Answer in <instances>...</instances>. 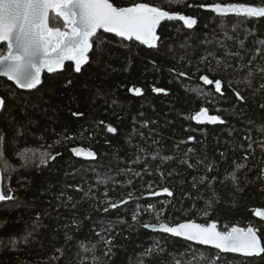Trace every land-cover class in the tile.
<instances>
[{
    "label": "trees",
    "instance_id": "16d2710c",
    "mask_svg": "<svg viewBox=\"0 0 264 264\" xmlns=\"http://www.w3.org/2000/svg\"><path fill=\"white\" fill-rule=\"evenodd\" d=\"M112 2L149 3L197 23L187 28L164 21L156 48L99 32L81 72L67 61L63 70L44 72L34 91L0 77V96L7 101L0 116L2 189L15 197L0 201V264H209L217 256L219 264H264V254H224L142 227L189 220L216 222L221 231L252 226L264 244V222L255 216L264 208V18L201 7L264 6V0ZM205 75L221 80V93L204 84ZM133 87L143 94L135 95ZM202 107L224 122L195 123L191 117ZM108 125L117 131L109 133ZM75 146L94 150L97 158H75ZM24 149L36 153L27 163L18 155ZM41 152L55 159L40 164ZM234 171L235 182L229 175ZM165 187L172 196L144 198ZM120 200L127 203L109 207ZM108 239L116 253L111 259L104 254ZM80 242L96 247L85 252ZM149 248L152 255L142 257Z\"/></svg>",
    "mask_w": 264,
    "mask_h": 264
},
{
    "label": "snow or ice",
    "instance_id": "6c2138e0",
    "mask_svg": "<svg viewBox=\"0 0 264 264\" xmlns=\"http://www.w3.org/2000/svg\"><path fill=\"white\" fill-rule=\"evenodd\" d=\"M201 7L211 8L220 15L235 14L246 18H264V6L213 3L201 5ZM163 21L182 22L187 28H192L197 23L194 17L173 13L161 6L144 2L132 3L129 6H117L112 0H0V43L6 45V49L0 51V75L14 82L19 89H36L42 84L41 76L44 71L56 73L63 70L65 61H72L74 72H81L82 66L89 62L88 53L94 46L93 38L96 37L98 30L115 33L127 40L135 39L149 48H156L161 40V36L157 34V28ZM260 72L264 74V68H261ZM180 75H184V73H180ZM252 77L253 72L249 71L246 77L249 85L252 82ZM200 79L206 85L214 84L216 93L222 92L221 80L213 81L207 75L201 76ZM68 83L70 84L71 81L69 80ZM130 91L137 96L143 94V89L139 87H133ZM152 91L163 93L165 89L153 87ZM235 95L239 100H245V97L239 92H235ZM6 107L5 97L0 96V109H6ZM260 107L264 109V104H261ZM72 115L82 116L83 113L74 112ZM191 118L201 123L205 121L224 122L218 115H209L208 109L204 107L200 108ZM107 131L115 133L117 129L108 125ZM4 139L3 136H0V157L4 155ZM191 139L193 137H189V140ZM249 147L251 148V144ZM261 148L264 149V143L261 144ZM72 151L77 156L92 158L96 155L95 152L83 148H73ZM18 155L27 163L36 153L31 149H24ZM48 159H55V157L48 152L40 153V164H47ZM164 159H170V157ZM4 167H8L6 161ZM235 167L241 169L244 164H236ZM229 175L233 182L237 180L235 171ZM204 179L202 177L201 182ZM212 179L215 180V177ZM160 192L166 193L168 196L173 195L167 187L162 188ZM160 192H150L149 195L158 196ZM129 198H131V193H129ZM14 199L13 195H6L0 189V201ZM125 203H127L126 200H120L118 203L110 202L109 207L117 208L120 204ZM154 208V205L148 206L149 210H154ZM104 210L108 211V208ZM156 216L159 219V213ZM255 216L264 218V210L256 209ZM132 219L137 220V215L134 214ZM142 227L158 229L197 244L210 245L220 252L239 253L247 257L264 254V244L257 234L259 229L252 226L247 228L232 227L229 230L221 231L216 222L199 224L189 220L174 225L167 222L144 223ZM96 235L99 236L100 233ZM71 239L70 236L66 237V240ZM9 243L15 247L17 242L13 239ZM104 243L107 248L104 254L111 259L116 255L113 252V241L108 239ZM80 247L88 252L94 251L96 245L88 249L83 242H80ZM154 250L146 249L141 256H151ZM97 259L99 258L93 256L94 261ZM204 259L206 257L201 254V260ZM141 264H143L142 260ZM175 264H180V261L177 260ZM209 264H219V256L210 260Z\"/></svg>",
    "mask_w": 264,
    "mask_h": 264
},
{
    "label": "water",
    "instance_id": "95a60500",
    "mask_svg": "<svg viewBox=\"0 0 264 264\" xmlns=\"http://www.w3.org/2000/svg\"><path fill=\"white\" fill-rule=\"evenodd\" d=\"M125 6H129V5H125ZM173 13H177V12H173ZM182 14H184V13H182ZM185 15V14H184ZM164 22V21H163ZM163 22H161V24L163 23ZM159 28V27H158ZM158 28H157V30H158ZM99 32H104V33H107V34H112V35H116L115 33H111V32H106V31H104V30H98V32H97V34L99 33ZM117 36V35H116ZM119 37V36H118ZM119 38H121V37H119ZM123 39V38H122ZM124 40H127V39H124ZM127 41H132V40H127ZM133 41H135V42H137V43H139V44H142V43H140L139 41H136L135 39H133ZM1 45H5V44H2V43H0V46ZM143 45H145V44H143ZM147 46V45H146ZM91 51V50H90ZM89 51V52H90ZM89 54V53H88ZM65 62H67V61H65ZM72 62V61H71ZM73 63V62H72ZM74 64V63H73ZM44 72H46V73H48L47 71H44ZM44 72L42 73V76H41V79L43 78V74H44ZM52 74V73H51ZM0 77H4V76H2V75H0ZM4 78H7V77H4ZM12 82V81H11ZM12 83H14V82H12ZM41 85H39L38 87H40ZM37 87V88H38ZM36 88V89H37ZM36 89H21V90H24V91H34V90H36ZM3 110L4 109H0V116H1V114H2V112H3ZM209 114V113H208ZM209 115H212V114H209ZM194 120V122L195 123H197V124H209V125H214V124H216V123H218V122H216V123H211V122H207V121H205V122H203V123H201V122H198V121H196L195 119H193ZM73 148H83V149H85V150H91V151H93V152H95L94 150H92V149H89V148H86V147H84V146H75V147H72L71 149H70V152L72 153V155L75 157V158H77V159H81V160H86V161H92V160H95L96 158H97V154L95 155V157H92V158H90V157H85V156H77L73 151H72V149ZM96 153V152H95ZM0 189H2V173H1V170H0ZM3 190V189H2ZM156 192H160V190H158V191H156ZM162 196H168L166 193H163V192H160V195H158V196H154V195H149V194H146L145 196H144V198H156V197H162ZM261 210H264V208H260ZM260 221H263L264 222V218H262V217H257ZM183 222H185V221H183ZM180 223H182V222H180ZM197 223V222H196ZM200 224V223H199ZM217 227H218V225H217ZM235 227H239V226H235ZM240 228H244V227H240ZM147 230H149V231H152V232H155V233H164V232H162V231H160V230H158V229H156V230H153V229H147ZM164 234H168V235H170V236H173L172 234H170V233H164ZM258 234V233H257ZM259 235V234H258ZM173 237H175V238H179V239H182V240H185L184 238H182V237H176V236H173ZM185 241H187V240H185ZM187 242H190V243H193V244H196V245H200V246H203V247H208V248H212V249H215L214 247H212V246H210V245H201V244H197L196 242H192V241H187ZM261 242H262V240H261ZM263 244V243H262ZM215 250H217V249H215ZM221 253H224V254H231V255H237V256H241V257H247V256H244V255H242V254H239V253H231V252H221ZM263 255V254H262ZM261 255V256H262ZM261 256H253V257H261ZM249 258H252V257H249Z\"/></svg>",
    "mask_w": 264,
    "mask_h": 264
}]
</instances>
